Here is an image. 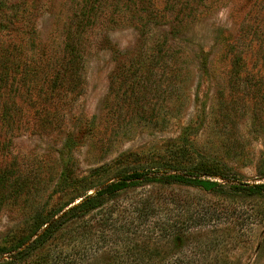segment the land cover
Wrapping results in <instances>:
<instances>
[{
    "label": "rangeland",
    "instance_id": "obj_1",
    "mask_svg": "<svg viewBox=\"0 0 264 264\" xmlns=\"http://www.w3.org/2000/svg\"><path fill=\"white\" fill-rule=\"evenodd\" d=\"M154 5L160 8L163 0ZM191 8V21L181 22L187 26L181 28L167 11L143 37L141 19L122 0H0V51L16 47L21 50L16 58L28 55L34 84L45 83L54 72L67 36L83 50L81 91L70 111L63 108L65 98L59 103L65 129L11 133L0 125V170L14 165L28 177L22 181L23 187L28 184L25 192L0 203V264L8 255L3 252L22 236L41 231L38 213L49 215L70 199L77 202L82 193H93L125 170L172 172L181 164L201 163L225 166L243 182L264 181V0H201ZM87 10L90 20L82 17ZM80 22L81 30L76 28ZM235 37L257 44L236 77L229 76L231 56L223 47ZM160 41L181 51L178 61L158 58L154 48ZM171 69L181 74L169 87ZM148 195L154 196L150 201L157 214L135 223L141 225L146 249L157 247L162 254L140 264H167L180 250L203 257L205 264H264V224L242 235L238 245L210 244L222 233L211 225L190 226L181 239L155 235L163 225L182 222L183 202L203 207L228 202L220 195L143 185L114 198L117 218H132ZM246 203L264 207V200ZM86 232L68 225L17 264H52L45 260L54 258L63 264H116L110 255L117 247L101 248L96 235Z\"/></svg>",
    "mask_w": 264,
    "mask_h": 264
},
{
    "label": "trees",
    "instance_id": "obj_2",
    "mask_svg": "<svg viewBox=\"0 0 264 264\" xmlns=\"http://www.w3.org/2000/svg\"><path fill=\"white\" fill-rule=\"evenodd\" d=\"M201 0H163V5L157 8L154 0H122V6L133 11L141 19L139 34L143 37L151 24L163 21L167 11H172L174 18L178 20L179 26L185 27L192 18L191 4ZM176 5V6H175ZM175 8L170 10L171 7ZM82 12L83 19L90 20L91 14ZM144 15V17H143ZM181 22L186 23L181 26ZM82 25V26H81ZM81 30V22L76 25ZM178 30V29H177ZM256 31H253L255 33ZM239 37L232 41L223 43L225 55L229 54L231 59L227 71L229 76H239L240 71L245 68V58L248 51H257V44L249 41L247 45L242 44ZM248 48V50H247ZM158 58L164 61H178V53L167 41H160L154 48ZM21 50L16 47L1 49L0 51V125L9 132H18L21 129L31 131H42L45 129L62 131L66 127V121L59 120L60 101L65 98L63 108L71 110V102L81 91V73L83 66L82 46L74 41L71 35L67 36L62 49L61 57L55 60L54 72L47 78L45 83L39 86L31 79V59L16 58ZM245 56V57H244ZM152 69V66L149 65ZM35 72V71H34ZM181 72L171 69L166 72L168 83L173 86L175 78ZM179 81V80H178ZM139 80L135 82V85ZM134 86V83H133ZM80 88V89H79ZM225 100H221L224 103ZM71 105V106H69ZM34 107V108H32ZM52 107V110H50ZM48 108V109H47ZM62 108V109H63ZM33 109L32 112H29ZM42 115V116H41ZM46 116V118L44 117ZM30 117V118H29ZM44 117V118H43ZM35 118L32 122L30 119ZM25 119V120H24ZM184 157V155H183ZM177 171L161 172V168L152 169L132 168L118 174L115 180L105 183L94 190L93 193H82L80 199H70L54 209L49 215L37 214L38 231L34 235H25L13 248L5 250L7 258L2 259L1 264H17L20 260L30 255L35 250L48 243L56 233L62 231L68 225H80L86 227L88 234L97 237L96 242L100 247L109 249V245H115L114 254L110 259L116 264H128V261L140 264L145 258L151 259L155 255H161L157 247L148 250L145 239H141L142 232L140 223L157 214L156 204L150 201L152 195L145 196L140 205L133 209L134 216L120 220L117 218L113 206V200L121 192L130 188L147 185L160 187L178 186L180 188H191L197 191H205L220 195L228 200L220 205L211 204L203 207L198 202L191 205L190 201L185 204L184 219L180 223L167 224L160 227L156 236L164 238L181 239L183 234H188L190 226L195 225L203 229L211 225V229L222 233L214 236L209 242L213 246L220 244L238 245L243 242L242 235H246L256 225L264 224V207L249 206L246 202L253 200H264V181L248 183L243 182L234 172L227 167L217 165L204 166L201 163L185 166L179 165ZM28 179L16 170L14 165H9L0 170V203L14 201L28 188L23 187L22 181ZM108 202H111L108 204ZM98 218L93 224L90 220L94 216ZM220 227V229L218 227ZM165 235V236H164ZM146 245V246H145ZM113 249V247H110ZM159 253V254H158ZM170 256L165 254L164 257ZM209 257V256H208ZM167 264H205L194 255H188L184 250L173 257ZM207 258V257H205ZM199 260V262H198ZM52 264H63L60 259L45 260ZM166 264V263H165ZM223 264H230L225 262Z\"/></svg>",
    "mask_w": 264,
    "mask_h": 264
}]
</instances>
